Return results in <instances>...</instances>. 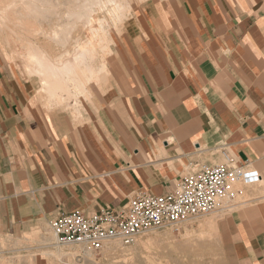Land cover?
I'll list each match as a JSON object with an SVG mask.
<instances>
[{"label": "crops", "instance_id": "crops-1", "mask_svg": "<svg viewBox=\"0 0 264 264\" xmlns=\"http://www.w3.org/2000/svg\"><path fill=\"white\" fill-rule=\"evenodd\" d=\"M123 34L126 78L79 119L0 67V235L21 264H91L57 244L59 213L168 194L227 153L259 180L237 184L218 229L235 264H264V0H147Z\"/></svg>", "mask_w": 264, "mask_h": 264}, {"label": "rangeland", "instance_id": "rangeland-1", "mask_svg": "<svg viewBox=\"0 0 264 264\" xmlns=\"http://www.w3.org/2000/svg\"><path fill=\"white\" fill-rule=\"evenodd\" d=\"M131 1L136 7V12L138 11L137 9L147 2V0ZM134 13L128 12L124 15L126 17H119L117 12L114 13V10L108 9L98 14L102 23H100L99 20L97 23L96 20L93 23L94 31L91 32L92 27H83V25L79 26L77 34L80 35V42L82 43L90 38L94 40V44L97 47L96 55L92 61L93 65L98 69L102 64L107 63L108 71L101 76L100 74H97L96 78H99V80L97 79V81H95L96 78H94L91 86L90 83L89 85L86 84L85 88H83L82 91H79L81 95L83 94L81 97L78 92L77 100L81 102H77V107H73V104L59 106L52 104V106L51 103L48 102L45 94L41 92V83L39 79L28 72L30 69H27L22 60H20V57L18 58V55H16V51L22 46L11 32L16 27L13 22V24L7 22L0 25V67L8 70L14 76L21 77L25 81H28L31 87V96L35 104L39 103L47 110L62 108L65 111L72 112L74 118L79 119L81 118L80 113L83 109L84 103H90L96 96H103L112 86L126 78L125 76L130 67L131 60L123 34V24ZM57 16L58 14L52 15L53 19L51 18L52 20L50 19V21H48L50 23L30 19L27 21L28 26H32L31 28L33 29H38L40 27V29L43 28L45 31L52 32L56 29V22L58 20ZM4 25L8 27L4 28ZM7 31L11 33V36ZM74 41V39H71L69 43H67V47L62 44L60 45V43L57 42L50 43L47 39H43L42 42H44L47 47L49 46L48 48L51 47V49H53L56 57H60L61 55H65L64 52H68V50V56H72V52L76 47ZM106 44L108 45L107 47L110 48H107L108 54L107 52L102 53L100 50L101 47ZM68 56L65 55L64 57L66 58ZM86 92H88L87 95L85 94ZM223 216L224 214L216 212L177 226H169L162 230H152L139 236L135 243L130 246H123L116 242L118 249L116 251H111L109 247H111L110 245L112 244L110 243L108 245L109 247L107 246L108 248L106 247L100 255L93 254L90 255V257L94 261L96 260L95 262L97 264H235L230 245L227 239L220 235L218 229V220ZM212 223H214L213 226H211ZM11 242L12 238L0 235L1 264H21L22 257L20 253H14L12 251L13 247L11 246Z\"/></svg>", "mask_w": 264, "mask_h": 264}, {"label": "built area", "instance_id": "built-area-1", "mask_svg": "<svg viewBox=\"0 0 264 264\" xmlns=\"http://www.w3.org/2000/svg\"><path fill=\"white\" fill-rule=\"evenodd\" d=\"M191 171L165 195L139 194L120 210L107 208L91 215L61 212L49 222L59 246L81 245L100 255L113 242L130 246L152 230H162L232 208L236 186L259 180L256 171L235 163Z\"/></svg>", "mask_w": 264, "mask_h": 264}, {"label": "bare ground", "instance_id": "bare-ground-1", "mask_svg": "<svg viewBox=\"0 0 264 264\" xmlns=\"http://www.w3.org/2000/svg\"><path fill=\"white\" fill-rule=\"evenodd\" d=\"M108 9L114 10V13L117 12L119 17L124 16L128 12H136V7L131 0H0V25L7 22H13L16 25L14 30L11 29V32L22 46L18 48L16 55H18V58L20 57V60L25 64V67L30 69L27 71L39 79L41 83V92L45 94L46 99L51 105L59 106L73 104V107H77V102H81L77 100L78 92L82 91L86 84L89 85L90 83L91 86L97 74H100L101 76L108 71L107 63L102 64L98 69H96L92 63L97 49L94 40L89 38L81 43L79 39L80 35L77 34L80 25H83V27H92L91 32L94 31L93 23L96 20L97 23L98 20L102 23L98 14ZM57 14L58 20L56 22V29L52 32L45 31L43 28L40 29V27L38 29H33L31 28L32 26H28L27 21L30 19L34 21L40 20V22H48L52 18V15ZM6 27L8 26H5L4 28ZM9 34L11 36V33ZM43 39H47L50 43H60V45L62 44L65 47H67L66 45L71 39H74L76 47L72 52V56H68V50V52H64L68 57L65 58V55L56 57L53 49H51V47L48 48L49 46L47 47V45L42 42ZM107 46L108 45L106 44L101 47L100 50L102 53L107 52L108 54L107 50L110 48ZM97 79L99 80V78H96L95 81H97ZM87 93L88 92L85 94L87 95ZM82 95L80 94L79 96L81 97ZM213 225L214 223H212L211 226ZM111 244V247L108 246L109 249L111 251H116L118 249L116 242ZM90 261L93 264H97L95 262L96 260L94 261L91 259Z\"/></svg>", "mask_w": 264, "mask_h": 264}]
</instances>
